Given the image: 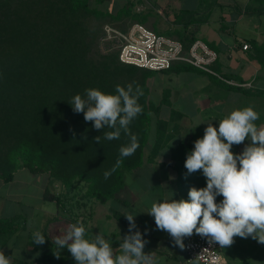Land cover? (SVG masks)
Listing matches in <instances>:
<instances>
[{
	"label": "trees",
	"instance_id": "obj_1",
	"mask_svg": "<svg viewBox=\"0 0 264 264\" xmlns=\"http://www.w3.org/2000/svg\"><path fill=\"white\" fill-rule=\"evenodd\" d=\"M104 2L0 0V179L10 182L22 169L47 174L52 184H60V192L46 190L44 198L54 201L59 212L65 211L71 224L77 223L76 212L93 201L113 200L125 185V174L154 161L164 142L157 135L150 146L155 109L149 101L147 81L155 71L122 64L118 51L102 43L104 23L124 16L140 22V15L133 12L130 1L117 15L102 10ZM259 50L264 51V46ZM190 69L195 70L184 64L176 67L177 71ZM128 84L143 91L138 100L143 112L130 124L139 148L106 180L105 171L115 165L128 137L122 133L118 140L104 139V132L111 129L95 130L93 122H85L83 113H74L69 102L88 88L114 94L116 85ZM96 136L101 137L99 144ZM193 147L181 144L174 157L183 200L189 199L190 188L206 187L202 170L188 174L184 166ZM216 199L219 203L223 197ZM56 219L47 222L45 232ZM25 228L19 217L0 218V251L9 256L7 245ZM116 243L111 242L113 249ZM29 245L39 256L16 264L75 261L67 248L50 241L35 244L34 235H30Z\"/></svg>",
	"mask_w": 264,
	"mask_h": 264
},
{
	"label": "crops",
	"instance_id": "obj_2",
	"mask_svg": "<svg viewBox=\"0 0 264 264\" xmlns=\"http://www.w3.org/2000/svg\"><path fill=\"white\" fill-rule=\"evenodd\" d=\"M128 1L133 3V12L140 15L141 21L124 16L116 22L125 20L127 24L124 26L128 28L134 23L143 24L159 35L182 41L186 46L192 39H201L218 53L214 65L216 72L237 84L250 86L227 85L193 69L177 71V64L167 71L152 72L147 81L149 101L155 109L150 146L157 135H161L164 141L161 149L154 161H146L137 170L125 174V185L113 200L107 203L93 201L87 208L79 210L77 222L85 226L89 240L101 233L110 243L116 241L113 252L118 255L122 239L129 232V221L124 215L131 213L135 215L134 231H140L147 241L144 252L152 253L156 264H200L198 261L188 262L184 248L176 246L169 233L157 229L154 217L147 211L153 202L183 199L174 157L181 144H194L202 138L209 122L218 129L219 120L231 111L251 106L259 114L255 121L257 127L264 125V51L259 50L264 46V0H108L101 9L117 15ZM244 45L249 48L243 50ZM249 143L246 139L231 149L234 154H239ZM19 172L29 174L31 188H39L43 183L35 221H41L37 231L45 236V243L55 244L54 240L59 236V220L51 222L46 232L45 227L50 219L61 213L54 201L44 198V193L46 190L55 193L54 189L59 185L52 184L49 177L45 179L43 175L25 169ZM4 183L9 182L1 180L0 187ZM5 217L20 218V214L2 218ZM65 217L70 221L68 214ZM66 229L65 226L61 228V235ZM22 231L26 233L22 235ZM22 231L12 238L6 249L29 245V237L35 232H28L27 227ZM235 239L233 245L221 248L226 264H264V244L251 237L236 236ZM6 249L5 252L12 255L13 248L9 252ZM35 252L39 256V251Z\"/></svg>",
	"mask_w": 264,
	"mask_h": 264
},
{
	"label": "clouds",
	"instance_id": "obj_3",
	"mask_svg": "<svg viewBox=\"0 0 264 264\" xmlns=\"http://www.w3.org/2000/svg\"><path fill=\"white\" fill-rule=\"evenodd\" d=\"M142 89L132 84L116 85L115 93H105L98 88H88L84 95L76 94L69 104L74 113H83L85 122H93V128L111 129L104 132V139L118 140L123 133L128 143L119 148V158L109 171L107 180L119 168L123 159L135 154L139 148L138 137L130 130V124L143 112L138 103ZM259 114L248 106L231 111L219 120L218 129L208 123L202 138L194 141L187 154L185 168L188 174L202 170L206 187L190 188L188 200L153 202L147 213L154 217L157 229L166 231L181 249L183 238L195 231L209 242H217L221 248L231 246L233 238L251 237L264 244V125L257 127ZM100 136L94 137L100 143ZM250 141L243 151L234 154L232 146ZM223 199L217 203V197ZM129 221V232L120 244L121 253L115 255L111 243L99 233L89 240L86 228L80 223L67 226L63 235L54 243L67 248L77 264H156L152 253H145L147 243L136 229L135 215H124ZM46 238L34 233L37 245ZM59 257V255H56ZM0 264H10V257L0 251Z\"/></svg>",
	"mask_w": 264,
	"mask_h": 264
},
{
	"label": "built area",
	"instance_id": "obj_4",
	"mask_svg": "<svg viewBox=\"0 0 264 264\" xmlns=\"http://www.w3.org/2000/svg\"><path fill=\"white\" fill-rule=\"evenodd\" d=\"M115 41L119 44L118 49L114 48ZM102 43L111 44L112 48L118 51L119 61L125 65L158 72L170 70L175 64H184L227 85L250 86L249 84H237L216 72L214 65L218 60V53L201 39H192L191 43L186 46L180 40L159 35L143 24L134 23L123 33L108 25L103 27ZM248 48V45L242 47L243 50ZM231 151L233 152L232 149ZM233 241L234 244L235 237ZM184 245L188 262L226 264L221 255V246L214 241L210 243L209 238L201 237L195 231L192 236L184 237Z\"/></svg>",
	"mask_w": 264,
	"mask_h": 264
},
{
	"label": "rangeland",
	"instance_id": "obj_5",
	"mask_svg": "<svg viewBox=\"0 0 264 264\" xmlns=\"http://www.w3.org/2000/svg\"><path fill=\"white\" fill-rule=\"evenodd\" d=\"M107 1L100 5V8H104L107 5ZM127 24L125 20L123 22H116V21H107L106 23L103 24V27L105 26H110L114 30L118 32H125L128 27L124 26ZM114 48L118 49L119 44L118 42L113 43ZM101 51H102V46ZM155 77V76H154ZM28 173L26 172H18L15 174L14 179L10 181L9 183H4V186L0 187V218L3 216H14L15 214H20V218L25 221L26 227L28 232H36L37 230L40 229L39 224H41V221H35V210L41 203V198H40V192H41V186H43V183L41 182L39 184V188L30 187V180L29 179ZM42 177L45 179L48 178L49 176L47 174H44ZM50 179V178H49ZM1 182V180H0ZM59 185L54 189L55 193L60 192V184L56 183ZM52 186V185H51ZM49 186L50 190L52 187ZM77 211V210H76ZM65 212V211H64ZM60 212V216L58 215L57 221L59 220L60 224L58 226L59 228V236L61 235V228L62 227H67L70 223V221L65 220V215L67 213ZM79 212L77 211L76 214ZM65 214V215H64ZM64 217V218H63ZM28 218V219H27ZM65 220V222H63ZM55 221V220H54ZM53 221V222H54ZM54 226V225H53ZM49 228V225L47 226V229ZM57 228V229H58ZM46 229V230H47ZM22 235H24L26 232L22 231ZM21 237V236H20ZM13 248V253L12 255L10 254V264H16L17 261L22 260V259H31L33 257L38 256V253L33 251L30 247V245H22L20 247H12ZM6 249L7 252L10 251V249ZM40 254V253H39ZM16 259V260H15Z\"/></svg>",
	"mask_w": 264,
	"mask_h": 264
}]
</instances>
